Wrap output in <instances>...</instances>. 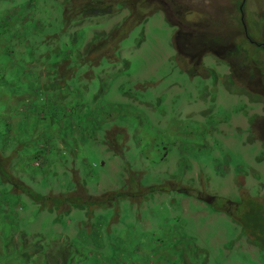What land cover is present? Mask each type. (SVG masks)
<instances>
[{
    "label": "rangeland",
    "instance_id": "rangeland-1",
    "mask_svg": "<svg viewBox=\"0 0 264 264\" xmlns=\"http://www.w3.org/2000/svg\"><path fill=\"white\" fill-rule=\"evenodd\" d=\"M61 1L0 0V14L20 9L19 16L23 18L18 21L17 28L7 31L9 35H13L11 48L16 52L21 50L23 59L5 58L8 63L14 62L16 67H26L28 71H21L22 74L29 76L33 73L28 72L38 69L42 70V75H46L47 66L41 63L46 64L47 59L43 58L48 56V61H52L55 56L51 53L56 46L60 48V52L67 48V34L59 32L63 24L54 19ZM240 1L144 0V6H137L136 2L133 4L135 7L132 6L133 18L138 14L137 9L143 17L148 14V19L130 27L121 40L122 57L129 67L116 77L114 84L108 85L110 92L116 93L115 98L111 100L106 97L107 100L122 103L113 112L114 117L122 118H112L108 129L120 134L119 142L124 139V153L105 150L95 142L93 148L97 159L104 156L107 161L103 167L95 169L94 174L97 175L93 178H90L92 176L89 172L80 175L88 179L86 183L89 191L90 185L96 186L93 193L114 188L116 181L128 182V189L131 187L134 193L136 200H120L117 212L112 207L101 211L109 221L116 214L120 218L117 233L121 232L122 237L116 240L119 245L118 261L116 260L118 264L143 263L146 254L151 258L148 264H174L173 260L180 261L183 252L186 256L184 249L188 251L186 264H196V261L200 263L206 255L211 264L226 259V264H250L248 258L258 264L264 262V257H259L257 248L249 240L250 236L241 235L237 222L238 218L244 221V217H256V213L264 218V137L260 135L248 140L257 114L264 116V96L255 94L263 103L249 102L247 96L243 97L246 85L251 90L258 87L254 86L258 70L264 83V0H245L243 26L252 41L246 37L240 23V12L237 11ZM128 14L129 10L125 8L117 16H93L83 23L82 29L75 30L73 26L69 31L74 29L72 35L76 39L88 40L95 29L108 30L113 23ZM178 30H182V35L185 30L192 33L180 41L188 43L192 49L190 51H202L206 48V35L215 40L211 44L214 52L207 53L202 58V66L209 76H191L183 68L185 65L179 64L177 48L173 42V36ZM27 41H30V45ZM235 43L240 44L238 49L241 51L234 47ZM6 47L1 46V52H5ZM12 54L13 52H9L7 55ZM227 64L232 65L236 71L244 72L246 77L255 73L256 78L251 82L244 77L245 83L236 84L232 80L233 76L228 73L230 67ZM118 67L123 69V63L113 68ZM125 81V86L132 89L134 98L121 95L115 89L118 83ZM226 85L231 90L225 89ZM33 90L35 93L29 99L38 97L47 105L56 102L47 94L41 95L38 89ZM26 91L28 87L14 80L11 85L0 89L6 95L4 100L11 102L15 93L18 96L26 95ZM255 95L252 94L253 97ZM29 107L30 104L22 103L16 112L6 114V122H13L14 127L16 124L23 127V119L28 115L33 116ZM68 110L69 107L66 108ZM20 112H23V119L14 122L15 116ZM125 114L128 118L126 121L122 120V115ZM262 123L260 129H263L264 135ZM56 132L61 134L60 130ZM127 134L129 141L124 137ZM100 136L98 132L97 138ZM14 137H17L14 147L11 144L4 145L0 139V151L3 154L8 155L19 143H25L28 139L27 136H21L17 129L5 135V139ZM57 143L62 147L60 139ZM78 152L82 155L80 160L86 168V151L81 149ZM68 159L69 171L84 169L81 161L73 163L71 157ZM15 161L13 158L9 167L12 174L17 176L19 170L16 166L13 169ZM38 163L43 161L34 160L31 164ZM42 175L35 177L37 183H40ZM153 185H160L161 190H156ZM139 186L142 191L135 194ZM181 189L189 196L184 195ZM7 192L8 187L1 181L0 201L3 203L0 204L4 211L0 213V240L3 239L4 245L12 241L13 245L3 248L2 244L0 264H21L20 261L26 256L34 255L36 247L33 244L38 241L34 238L36 234L41 235L42 243L49 241L48 249H54L57 242H60L55 233L60 234V238L68 237V245L77 242L75 237L83 230L79 229V222L83 219H80L78 210H73L69 216L64 217L65 226L52 223V213L30 215V210L35 205L25 195H21L22 204L15 201L11 204ZM80 192L86 195L83 190ZM195 196H201L203 202L194 198ZM208 197H213L211 202L207 200ZM226 201H230L228 206ZM225 208H228V214H225ZM9 210L14 215L12 219H7ZM105 218L101 215L86 217L83 222L87 231L93 227L99 236L97 238H101L105 230L106 233L112 230V223L103 226ZM47 233L51 234L46 236ZM236 237L239 239L233 247L232 241ZM24 239L33 240V244L23 246ZM174 240L179 243L176 247L173 246ZM83 242L87 244L83 245ZM83 242L80 244L82 249L89 255L90 252L98 251L96 258L104 260V248L99 251L94 243L87 240ZM94 247L97 250H93ZM102 247H105L104 243ZM198 247L203 249L202 253L197 252L200 250ZM157 254L170 258V261L165 263L154 260ZM61 255L62 253L59 254L58 261H61ZM189 257L197 260H190ZM242 257H246L244 263L240 259L235 260ZM28 264L36 263L33 260Z\"/></svg>",
    "mask_w": 264,
    "mask_h": 264
},
{
    "label": "trees",
    "instance_id": "trees-1",
    "mask_svg": "<svg viewBox=\"0 0 264 264\" xmlns=\"http://www.w3.org/2000/svg\"><path fill=\"white\" fill-rule=\"evenodd\" d=\"M135 2L137 6L145 5L144 0H62L58 3L54 19L63 24L59 32L62 35L65 33L67 34V48L60 52V48L56 46L51 53L55 56L54 60L48 61V56H46L43 58L45 60L47 59L46 64L37 62L47 66V74L42 75V70L38 71V69H34L28 72L33 73L29 76L20 73L23 75L21 77L18 72L28 71L26 67H16V65H11L10 62H7V64L0 63V89L11 85L12 80L28 87L26 95L22 94L18 96L17 93H15L12 99L13 102L10 100L5 101L6 95L0 92V139L3 144L7 146L11 144V146L14 147L17 137L5 139V135L9 131L15 129L21 133V136H27L28 138L25 143H19L8 155L0 151V184L2 181L6 188L8 187L7 196L10 197L11 204L13 201L22 204L20 201L22 200L21 195H25L30 202L35 205V208L30 210V215L32 213L37 215L42 212L52 213L54 215L52 223H60L65 226L64 217L69 216L73 210H78L81 215L80 219L83 220H85L86 217L94 218L100 215L104 219L105 217L101 214L104 208L112 207L115 211H118L119 204L121 203L119 202L120 200L128 199L133 202L134 199L136 200L131 187L128 189V182L126 181L123 183L116 181V186H113L114 188L93 193L92 191L97 189L96 186L93 187L90 185L91 191H89V188L87 189L88 184L86 183L88 179L80 176L86 175V173L89 172L90 176H92L90 178H93L97 175L94 174V171H96L95 169L103 167L107 161V158L104 156L100 160L97 159L95 149L93 148L95 142L97 145H102V148L105 150L114 151L113 153H124V149L122 148L124 146V139L122 138L119 142L118 139L120 138V134L118 132L114 133L108 129L112 122V118H116L113 116V112L116 111L115 109H119L118 106L122 103L107 100L106 97L111 100L115 98L116 93L110 92L108 85L114 84L117 79L116 77L122 75L123 71L129 67L128 62H125L126 59L122 57L120 50L121 40L127 35L130 27L146 22L148 19V14L143 17L137 12V9L136 14H138L135 18L132 17L134 12L131 9ZM125 8H128L129 14L120 21L113 23L108 30L95 29L93 35H91L88 40L76 39L72 35L74 29H82V24L88 18L104 15L117 16L121 10ZM244 10L245 0H241L237 5V11L240 12V23L242 26L245 25L243 16ZM19 13L20 9L14 11L7 10L3 15V20L0 21V38L3 35L7 36V47L6 50L4 49L5 54L1 53L0 50V56L8 60L9 58L23 59L21 50L16 52V50L11 48L13 45V35H9L7 32L8 30L18 27V21L23 19L19 16ZM1 25H5L3 31ZM72 27L74 29L69 31ZM243 32L246 37L252 41L244 26ZM190 35H192V33L189 31L185 30V33L182 35V30H178L173 36V42L177 48V52H175L179 57L178 62L180 65H185L183 68L186 69L191 76H209L206 68L202 66V58L205 54H212L214 52L211 44L215 40H212L211 37L206 35L204 40L208 43V46L202 51H198L197 49L195 51H190L192 49L188 43L184 41L180 42L183 37ZM70 37L72 39H70ZM26 43L30 45V41ZM238 45L240 44L235 43L234 47L238 49ZM238 50L241 51L240 49ZM9 52H13V54L8 56L7 54ZM186 62L189 64L186 65ZM121 63H123V69L121 67H118V69L113 68ZM96 66L99 67L96 68ZM105 66L107 67L99 72V70ZM227 66L230 67L229 75L231 77L233 76L232 80L234 83L242 84L246 82L244 78L246 75L244 72L236 71L232 65L227 64ZM38 67H42V65H38ZM253 67L255 68V66ZM259 72L258 70L257 83L254 85L258 87L251 90V88L246 85V90L243 92V95L247 96L250 102L263 103L262 100L256 97L258 93L264 96V83L261 80ZM112 74L115 76H111ZM246 78L252 82L256 78V74L254 73ZM126 82L127 81L118 83L115 89H117L121 95L134 98L132 89L125 86ZM34 88L38 89L41 95L47 94L56 102L47 105L42 99L39 100L38 97L29 99L28 97L33 96L35 93L33 90ZM226 89L231 90L228 85ZM252 94L256 95L253 97ZM22 103L30 104L29 110L33 111V116L28 115L23 119V112L18 113L19 115L15 116L14 122L18 119H23V127L17 124L14 127L13 122L7 123L5 117L7 113L11 114L12 112H16L17 108L20 107ZM67 107H69L70 110L66 111ZM37 108L41 110L39 111ZM125 110L127 111V109ZM37 111L40 113H37ZM203 112L205 111L203 110ZM122 116L124 117L122 120L126 121V119H128L127 114ZM118 118L122 117L120 116ZM263 118L264 117H259L257 115V119L252 122L251 134L248 138L249 141L258 138L260 135L264 137L263 129H260ZM263 124L264 123H262V126ZM58 130H60L61 133L59 135L56 132ZM98 132H100V138H97ZM124 137H126V141H129L127 140L128 134L127 136L124 135ZM58 139H60L62 147L58 146ZM81 149L85 150L88 156L85 165L86 168H84V164L82 160H80L82 155H80L78 151ZM68 157H71L73 163L76 160L81 161L84 169L82 171H69ZM13 158L16 159L13 169L14 166H16L15 168L19 170H15L19 172L17 176L12 174L9 167ZM40 159L43 163H38L36 165L31 164L34 160ZM38 174H43L40 183L35 181V177ZM97 178L98 176L96 180ZM153 186L156 190H161L160 185ZM82 190L86 195H82L80 192ZM137 191H142L140 186L136 188L135 194H137ZM177 191H180V189H177ZM181 191L184 195H189L182 189ZM155 194L161 195L158 193ZM195 198L200 199V196H195ZM212 199L213 198L207 200L211 202ZM1 202L3 203V201H0V203ZM130 203L133 205L132 202ZM228 203L229 201H226V204ZM222 208H224V206ZM3 211L4 208L2 204H0V213ZM225 214H228V210L225 211ZM116 216L110 221L108 218H105L103 226L104 224L109 225V223H112V230L109 233H106L107 230H105L101 238H97L99 236L96 234V229L92 227L87 231L86 224L83 220L80 221L79 229L83 230H80L75 237L77 242L74 245H68V237L62 236V238H60L61 235L56 233L55 237H58L60 242H57L58 245H56L54 249H48L49 241H46L47 243L41 242V235L36 234L34 236L39 243L35 242L33 244V240L30 239L27 241L24 239L22 245L29 246L33 244L36 247V251L34 255L26 256L20 263L28 264L35 260L36 264H118L116 260L118 261L117 252L119 245L116 243V240H119L122 235L120 234L121 232L117 233V226L120 224V218L118 219L117 216L116 219ZM12 218H14V215L12 211L9 210L7 219ZM127 220L125 221L126 223ZM237 222L241 235L245 236L248 234L250 236L249 240L258 248V252H260L258 253L259 257H264V218L258 216L256 213V217L250 215L249 217H244V221L238 218ZM48 234L51 233H47L46 236ZM238 239L239 237L233 239V247L235 246V241H238ZM86 240L91 244L94 243L99 251L104 248V260L96 258L99 253L98 251H94L93 253L90 252L91 255H89L85 249H82L83 246H80V244H87L83 242ZM102 243L105 244V247H102ZM239 243H241V241ZM2 244L3 248L4 246L10 248L13 245L12 241L4 245L3 239H1L0 254L2 251ZM178 244L177 240L173 241V246L176 247ZM96 248L94 247L93 250H97ZM198 248L200 250L197 252L202 253L203 249L201 247ZM184 250L186 256H184L183 252L180 261L179 259L177 261L173 260L174 264H180V262L181 264H186L185 257H188V251L187 249ZM60 253H62V257L61 261H58L60 260ZM259 257L257 258L259 259ZM189 259L197 260V258L194 257H189ZM238 259L244 263L246 257L236 258L235 260ZM248 259L250 264H258L254 261L251 262L250 258ZM149 260H151V258L146 254L144 256V262L139 264H148L147 262H149ZM154 260L167 263L170 261V258H164L162 254H157L154 256ZM226 260L216 261V264H226ZM230 260L234 259L230 258ZM196 264L201 263H197L196 261ZM260 264H264V262Z\"/></svg>",
    "mask_w": 264,
    "mask_h": 264
},
{
    "label": "clouds",
    "instance_id": "clouds-1",
    "mask_svg": "<svg viewBox=\"0 0 264 264\" xmlns=\"http://www.w3.org/2000/svg\"><path fill=\"white\" fill-rule=\"evenodd\" d=\"M3 15H4V13H1L0 14V21H2L3 20ZM85 22H87V21H85ZM84 22V23H85ZM83 25V24H82ZM5 25H1V27H2V31H3V27H4ZM0 32H1V30H0ZM6 40H7V36H5V35H3L1 38H0V48H1V46H4V45H6ZM225 73H226V71H225ZM229 73V72H228ZM225 87V89H226V87H227V85L226 86H224ZM243 97H246L245 95H243ZM214 98H215V96L212 98V100H214ZM248 100V99H247ZM249 101V100H248ZM250 102V101H249ZM263 108V107H262ZM264 111V110H263ZM261 117V116H260ZM264 117V116H263ZM189 196V195H188ZM191 196V195H190ZM195 198V197H194ZM213 198V197H212ZM197 199V198H196ZM207 199H211V197H208ZM199 200H202V202H203V198L200 196V199ZM229 203H230V201H229ZM229 203L227 204V206L229 205ZM228 208H225V210H227ZM221 210V209H220ZM213 211V210H212ZM218 212H219V210H218ZM256 247V246H255ZM257 248V247H256ZM257 250H258V248H257ZM259 253V252H258ZM207 258H208V256L206 255L204 258H203V260L201 261V262H204V261H208L209 262V264H211L210 263V260H209V258H208V260H207ZM200 262V263H201Z\"/></svg>",
    "mask_w": 264,
    "mask_h": 264
},
{
    "label": "crops",
    "instance_id": "crops-1",
    "mask_svg": "<svg viewBox=\"0 0 264 264\" xmlns=\"http://www.w3.org/2000/svg\"><path fill=\"white\" fill-rule=\"evenodd\" d=\"M1 53H4L5 54V52H1ZM10 59V58H9ZM0 63H6L7 64V61H6V59L4 58V57H1L0 56ZM11 63V65H15L14 64V62H10ZM6 73V72H5ZM20 73H22V72H18V74L22 77L23 75L22 74H20ZM14 89V88H13ZM263 111V110H262ZM259 117L262 115V114H257Z\"/></svg>",
    "mask_w": 264,
    "mask_h": 264
}]
</instances>
